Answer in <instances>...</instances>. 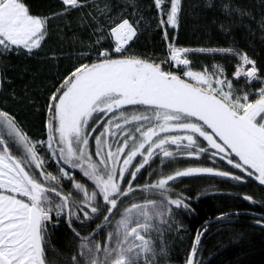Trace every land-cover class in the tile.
<instances>
[{
    "label": "snow or ice",
    "instance_id": "snow-or-ice-1",
    "mask_svg": "<svg viewBox=\"0 0 264 264\" xmlns=\"http://www.w3.org/2000/svg\"><path fill=\"white\" fill-rule=\"evenodd\" d=\"M217 197L251 207L190 229ZM242 216L264 232V0H0V264H212Z\"/></svg>",
    "mask_w": 264,
    "mask_h": 264
},
{
    "label": "trees",
    "instance_id": "trees-1",
    "mask_svg": "<svg viewBox=\"0 0 264 264\" xmlns=\"http://www.w3.org/2000/svg\"><path fill=\"white\" fill-rule=\"evenodd\" d=\"M41 4H48L51 0H37ZM200 34L194 33L189 26V30L184 34L185 41L194 45L199 42ZM158 45L157 41H152L149 47ZM23 118L28 121L29 127L37 128L39 118L32 115L27 109L23 110ZM191 186L208 187L217 181L207 179L187 180ZM224 187H227L224 185ZM244 191H250L245 189ZM251 206L239 199L229 197L205 198L198 205L199 215L185 223L190 229L199 228L205 219H211L221 211L234 208L247 209ZM256 211L261 209L256 208ZM234 233H244V239L236 242ZM64 242V229H59L55 235V245L62 246ZM207 254L212 257V264H264V232L252 226L248 217L242 216L233 224H222L214 227L211 234L205 240Z\"/></svg>",
    "mask_w": 264,
    "mask_h": 264
}]
</instances>
